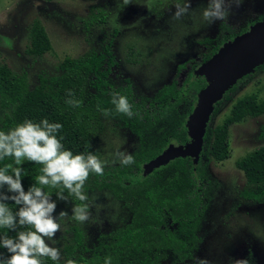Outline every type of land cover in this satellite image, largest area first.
Returning <instances> with one entry per match:
<instances>
[{"label": "trees", "instance_id": "obj_1", "mask_svg": "<svg viewBox=\"0 0 264 264\" xmlns=\"http://www.w3.org/2000/svg\"><path fill=\"white\" fill-rule=\"evenodd\" d=\"M95 18L97 21L90 22L93 27L102 25L106 20L102 17L99 22L98 17ZM246 31L244 29L234 36L238 37ZM232 39L223 33L215 47L213 41H203L212 50L205 56V61H209L224 43ZM53 48L51 36L40 23H35L29 34L26 55L37 63L38 59L43 60L53 52ZM114 66L113 42H108L103 44L100 51L89 50L80 57L65 58L58 65L56 74L44 71L37 76V83L33 85L28 69L17 71L2 58L0 131L7 133L26 120L34 124H41L43 120L49 124H60L62 127L53 135L63 145L62 150L71 151L73 155L82 154L85 158L90 154L98 157L94 139L100 134L102 117L117 121L135 134L140 146L131 154L134 163L103 166L102 176L90 172L82 190L88 197L86 201L77 199L62 184L56 187L37 186L42 187L54 202L59 200V194H63L65 200L75 206L87 205L88 211L96 193H111L122 203L127 213L123 219L124 225L113 230L105 240L101 238L92 251L95 259L80 258L81 264H95L97 261V264H105L109 257L111 264H155L158 259L156 250L169 247L179 252L194 243L195 232L205 218L214 190V182L208 173L209 164L211 161L224 163L230 159L231 129L248 119L264 115V101L257 94L241 97L232 105L224 121L213 126L212 121L233 99L238 89L237 86L233 87L215 106L198 165L195 166L191 158L177 159L144 176L145 165L162 155L171 143L183 145L190 142L187 122L195 109L198 94L207 86V82L203 77L194 79L190 75L186 83V91L192 92L193 100L190 102L185 95V87L178 88L176 82L165 86L154 97L143 98L138 95L130 79L121 84L110 79ZM184 67L181 65L179 69ZM260 68H264V65L257 69ZM114 94L127 97L133 116L117 111L112 103ZM261 136L264 139V129ZM7 165L18 167L13 157L0 159V168ZM19 167L23 168L21 179L27 191L43 174L44 166L25 159ZM236 167L244 173L251 189L246 192V197L264 204V146L239 160ZM3 191L11 195L6 187ZM4 203L13 214L19 211L20 206L13 201ZM29 230L34 229L19 224L15 231L0 227V237L7 235L15 238L18 232ZM75 230L78 244L68 248L70 255L83 247L82 233L79 229ZM103 250L104 258L100 257ZM0 255L7 258L10 254L0 246ZM40 259L42 264H62L48 257Z\"/></svg>", "mask_w": 264, "mask_h": 264}, {"label": "rangeland", "instance_id": "obj_2", "mask_svg": "<svg viewBox=\"0 0 264 264\" xmlns=\"http://www.w3.org/2000/svg\"><path fill=\"white\" fill-rule=\"evenodd\" d=\"M146 1L132 0V10L127 8L126 11L111 12L112 15L106 7L109 23L104 27H91L89 35L86 31L81 32L84 30V24L79 22L80 32L76 26L66 29L60 18L56 17L49 25L50 28L53 25L56 29L54 33L56 36L51 37L53 52L43 60L38 59L36 64V60L25 53L27 38L23 40L20 36L21 38L14 43L20 45L18 51L16 53L0 51V62L3 58L17 71L28 69L31 82L35 85L37 76L44 71L51 75L56 74L58 65L65 58H77L89 50L100 51L104 43L113 42L117 66L113 69L110 79L117 84L130 79L138 95L151 98L173 81L178 82V88L184 86L186 91L185 79L190 72L196 78L199 77L198 71L205 64L202 61L208 51L204 46L198 45V40L216 35L217 38L220 37L222 24L226 25L227 30L234 31L236 28L244 30L245 25L249 24L253 17L257 19L258 15L254 13L258 11L261 18L264 17L262 16L264 0H242L240 7H236L234 0H225L227 16L224 20L204 18L203 13L209 7L210 0H183L179 6L186 8V11L179 18L176 17L177 5L165 14H156L163 15L156 18L155 9L147 5ZM20 3L22 0L4 1L0 5V15H13L11 19H18L19 15L32 14L40 17L44 24L47 17L51 16L49 10L42 12L38 8H26L31 5L30 1L25 2L19 8V12H16ZM123 4L124 2L117 3L116 8H126ZM85 10H81L82 15ZM114 29L118 30L115 37ZM230 37L235 38L234 34ZM189 62L197 65H189L179 72L178 66ZM251 94L259 95V99L264 101V71L243 82L234 94L232 102L224 106L221 113L212 121V125L221 124L229 115L236 100ZM185 95L189 102L193 100L192 92L186 91ZM100 128V134L94 139V146L103 166L119 164L118 152L132 154L139 149V138L117 121L102 117ZM263 129L264 115L248 119L231 129L230 159L224 163L211 161L209 164L208 173L214 182V190L205 218L198 230V239L192 244L191 251L185 254L169 247L158 249L155 264H201V261L206 264H236L238 260H246L247 264H264V204L244 198L243 192L251 189L244 173L236 167L239 160L264 146V139L261 136ZM174 143L170 146L179 147ZM55 202L57 208L53 216L57 217L60 230L52 240L45 239L52 247L59 249V262L62 264H67L68 260L81 264L80 258L95 259L92 253L94 247L99 244L101 238L105 240L106 237H110L113 230L123 226V219L127 214L122 203L108 192L94 195L91 209L88 211L89 219L85 222L73 219L72 209L76 207L73 203L67 200ZM61 211L67 212L68 215L59 218ZM75 229L82 233L83 247L70 255L68 248L76 247L78 244ZM104 251L100 255L102 258L106 257Z\"/></svg>", "mask_w": 264, "mask_h": 264}, {"label": "clouds", "instance_id": "obj_3", "mask_svg": "<svg viewBox=\"0 0 264 264\" xmlns=\"http://www.w3.org/2000/svg\"><path fill=\"white\" fill-rule=\"evenodd\" d=\"M234 2L236 7H240L242 0ZM185 11L186 8L177 4L176 17L179 18ZM203 15L206 20H224L227 16L225 0H210ZM112 103L116 105L118 112L129 117L134 115L127 97L114 94ZM61 127L60 124H49L47 120H43L41 124L26 120L7 133L0 131V159L13 157L18 165L15 168L11 165L0 168V227L15 231L19 224L29 225L34 229L18 232L15 238L7 235L0 237V246L10 254L7 258L0 255V264H42L40 257L59 261V249L52 247L45 239L52 240L60 230L57 217L53 216L57 204L37 185L56 187L62 184L77 199L86 201L88 197L82 190L89 173L101 176L104 174L103 162L96 155L90 154L85 158L82 154L73 155L71 151L62 150L63 145L53 135ZM117 156L123 165L134 163L131 154L118 152ZM25 159L44 166L43 174L36 178V184L27 191L21 179L23 168L19 167ZM9 171L12 172L11 175L8 174ZM5 187L11 195L3 191ZM57 199L66 198L59 194ZM9 200L20 206L15 214L4 203ZM72 211L73 219L77 221L85 222L89 219L87 205L76 206ZM67 215V212L61 211L59 218ZM67 264H76V261L68 260ZM105 264H111L110 257L106 258ZM201 264L206 262L201 261ZM236 264H247V261L238 260Z\"/></svg>", "mask_w": 264, "mask_h": 264}, {"label": "water", "instance_id": "obj_4", "mask_svg": "<svg viewBox=\"0 0 264 264\" xmlns=\"http://www.w3.org/2000/svg\"><path fill=\"white\" fill-rule=\"evenodd\" d=\"M264 65V21L253 25L250 30L224 46L198 71L207 86L198 94L197 104L187 122L186 145H171L162 155L144 167V176L155 169L166 167L179 158H192L197 166L204 148V138L217 103L237 83Z\"/></svg>", "mask_w": 264, "mask_h": 264}, {"label": "flooded vegetation", "instance_id": "obj_5", "mask_svg": "<svg viewBox=\"0 0 264 264\" xmlns=\"http://www.w3.org/2000/svg\"><path fill=\"white\" fill-rule=\"evenodd\" d=\"M4 1H6V0H0V5ZM28 1L31 2V5L26 7V8H28V9L38 8L42 12H44L45 10H49V12L51 13L50 17H52V18L50 19V17H47V20H45V24H44L40 17H38L36 15L34 16L32 14L19 15L18 19L17 18L16 19H11V17L13 15H0V51L5 50V51H10L12 53H16L18 51V48L20 47V45H17V44L14 45V43L17 42L18 38H21L20 36H22L23 40H25L27 38L28 43L25 44L26 49H27V46L29 44V34L31 33L32 26L35 23H37V22L40 23L41 26H43L45 28V30L48 32L49 36H51V37L52 36H56L54 34L56 29H55V27L53 25L50 28L49 25L52 24L51 23L52 20L55 19L56 17L60 18V21L62 22L64 27H66V29H70V28H73L72 26H76V28L80 32V29H79L78 26L80 25V23L84 24V30L83 31L81 30V32L86 31L88 33V35H89V31H91V29H92L91 27H93V26H91L92 24L90 22L92 20H96L95 16L98 17L97 19H99V22H101L102 17H104L106 19V20H104L105 22L101 23L102 25H100V27L101 26L104 27V26H106L109 23L110 18H109V15H107V13L105 11L106 7L109 9V14L110 15H112L111 12L112 13H116L119 10L126 11L127 8H129L130 10H132V8H133L132 7V5H133L132 4L133 3L132 0H127V2H126V0H22V3L17 5V9H16L17 11L16 12H19V10H20L19 8L22 7L24 5V3L28 2ZM119 2H124V4H123L124 6L123 7L126 6V8H116L117 3H119ZM180 2H183V0H162V1H160V0H147L145 3L155 9L154 17L157 18V17H161L163 15H156V14H160V13L161 14H165L167 11H169L171 9H174L175 5L180 4ZM79 5H82V6L79 7ZM83 9H86L85 10L86 12H83V15H82V11L81 10H83ZM8 13H9V11H8ZM78 13H80V15ZM254 14L258 15V17H257L258 20L254 19V17H253L252 21L249 24L245 25L247 30H249V28L251 26H253V25H255V24L259 23V22H262L261 14L259 13V11L257 13H254ZM254 14H251V15H254ZM262 16H264V11L262 13ZM262 18H264V17H262ZM13 20H15V21H13ZM85 21H87V23ZM88 27H90V28H88ZM220 28H221V32H219L220 37H221V35L223 33H224V36H230L232 34H235V33H238V32L242 31V30H237V28L233 29L234 31L227 30L226 29V25H224V24H222ZM113 34H114V37H115V35L118 34V30L114 29L113 30ZM217 36L218 35H216V37H205V38H203L201 40H198L197 43H198V45L200 44L201 46H204V48L207 49L208 54H209L212 50H209L210 48H209L208 44L207 43H203V41H205L206 39H209V40L214 42L213 43L214 44L213 47H215V46H217L216 42L218 41V38H220V37L217 38ZM224 44H226V43H224ZM26 49H25V52H26ZM202 62L206 63L208 61H205V57H204V61H202ZM181 65H185V67L183 69H179V67ZM189 65H193L194 66V65H197V63H195V64H193V62L183 63V64H180L177 69H179V72H180V71L185 70ZM116 66H117V63H116ZM116 66H114L112 68L111 75L113 73V69L116 68ZM193 70H194V68H193ZM262 71H264V68H260V69L255 70L254 73H252V74L246 76L245 78H243L242 80H240L237 83V85H235L234 87L237 86L239 88L240 86L243 85V82L247 81L248 79L252 78L253 75H257L258 73H260ZM190 75H192L191 72L188 74L187 79H185L186 82L189 80ZM179 76H180V73H179ZM192 77L194 79L196 78L194 75ZM200 78H202V77H200ZM173 83H174V81L172 83H170L169 85H171ZM176 83L178 85V82H176ZM183 88H184V86H183ZM237 91H238V89L236 90V92ZM234 94H233V96H234ZM251 119H255V118H251ZM186 144H183V145H186ZM175 145L180 146L182 144H177L176 143ZM200 158H201V156H200ZM179 159H182V158H179ZM192 161L194 163V159H192ZM246 192L247 191L243 192L244 198L249 200V201H251V200L255 201L253 199H249L248 197H246V195H245ZM256 202H258V201H256ZM258 203H260V202H258ZM261 204H263V203H261ZM90 207H91V205H90ZM199 227H201V225ZM199 227H198V229L195 232V241L198 239V235H199L198 230L200 229ZM187 247L188 248H186V249H184L182 251H179V253L185 254V252H188V251L190 252L191 248L193 246L191 244H189ZM156 252H157V250H156Z\"/></svg>", "mask_w": 264, "mask_h": 264}]
</instances>
